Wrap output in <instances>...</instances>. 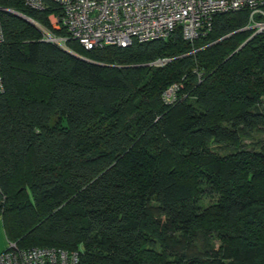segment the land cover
Returning <instances> with one entry per match:
<instances>
[{
	"label": "trees",
	"instance_id": "1",
	"mask_svg": "<svg viewBox=\"0 0 264 264\" xmlns=\"http://www.w3.org/2000/svg\"><path fill=\"white\" fill-rule=\"evenodd\" d=\"M56 10L0 0L7 241L79 264H264V33L244 30L248 12L215 16L193 42L67 39L86 62L15 15L67 38Z\"/></svg>",
	"mask_w": 264,
	"mask_h": 264
},
{
	"label": "built area",
	"instance_id": "2",
	"mask_svg": "<svg viewBox=\"0 0 264 264\" xmlns=\"http://www.w3.org/2000/svg\"><path fill=\"white\" fill-rule=\"evenodd\" d=\"M33 11H45L50 4L56 11L48 16L55 31L65 30L67 38L50 35L38 25L44 40L65 49L67 39L84 50L106 46L126 47L133 42L146 43L167 39L179 30L183 39L193 42L208 33L213 18L219 14L247 11L244 30L253 35L264 33V0H22ZM0 19V46L3 43ZM68 50V49H67ZM168 59H158L149 66L162 67ZM181 85L169 87L162 95L166 104L176 100ZM0 58V95L4 93ZM78 252L49 248L19 249L7 243L0 264H79Z\"/></svg>",
	"mask_w": 264,
	"mask_h": 264
},
{
	"label": "water",
	"instance_id": "3",
	"mask_svg": "<svg viewBox=\"0 0 264 264\" xmlns=\"http://www.w3.org/2000/svg\"><path fill=\"white\" fill-rule=\"evenodd\" d=\"M15 15L20 17V18H22V19H24L25 21H28L29 23L34 25L37 29H39L37 23H35L33 20L29 19L28 17H26V16H24L22 14H18V13H15ZM60 48H62L65 52H67L68 54H70L71 56H73V57H75L77 59L89 62L87 59H85V58H83V57H81V56H79V55H77V54H75V53L63 48V47H60Z\"/></svg>",
	"mask_w": 264,
	"mask_h": 264
},
{
	"label": "crops",
	"instance_id": "4",
	"mask_svg": "<svg viewBox=\"0 0 264 264\" xmlns=\"http://www.w3.org/2000/svg\"><path fill=\"white\" fill-rule=\"evenodd\" d=\"M7 243L8 241L3 230L2 222L0 220V255L6 251Z\"/></svg>",
	"mask_w": 264,
	"mask_h": 264
},
{
	"label": "rangeland",
	"instance_id": "5",
	"mask_svg": "<svg viewBox=\"0 0 264 264\" xmlns=\"http://www.w3.org/2000/svg\"><path fill=\"white\" fill-rule=\"evenodd\" d=\"M259 139H260V137L254 134L251 136V139L245 141V144L246 145L253 144L254 142L258 141Z\"/></svg>",
	"mask_w": 264,
	"mask_h": 264
}]
</instances>
